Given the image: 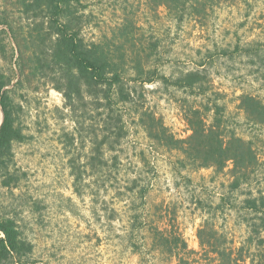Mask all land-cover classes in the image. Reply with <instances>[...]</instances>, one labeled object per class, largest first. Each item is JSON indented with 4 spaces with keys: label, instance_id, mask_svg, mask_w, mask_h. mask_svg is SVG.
<instances>
[{
    "label": "rangeland",
    "instance_id": "1",
    "mask_svg": "<svg viewBox=\"0 0 264 264\" xmlns=\"http://www.w3.org/2000/svg\"><path fill=\"white\" fill-rule=\"evenodd\" d=\"M79 1V37L119 64L108 97L70 100L59 67L38 66L33 10L0 0V72L27 136L0 171V217L32 247L2 264H215L222 250L221 264H262L264 0ZM194 121L248 141L257 165L200 166L162 134L185 141Z\"/></svg>",
    "mask_w": 264,
    "mask_h": 264
},
{
    "label": "trees",
    "instance_id": "2",
    "mask_svg": "<svg viewBox=\"0 0 264 264\" xmlns=\"http://www.w3.org/2000/svg\"><path fill=\"white\" fill-rule=\"evenodd\" d=\"M18 2L22 7L33 10L32 20L38 19L36 41L33 42L36 44V49L39 48V52L36 50L38 66L45 64L46 67L52 65L59 67V78L63 86H65L63 93L71 100V94L73 93L77 96L82 95V86H84L89 93L93 94V89H98V91H103L105 97H108L107 92L120 80L119 64L109 49L100 43H84L82 38L79 37L76 27L78 18L76 6L80 5V1L18 0ZM162 2L171 9L181 0H164ZM42 11L47 12L45 16L47 17V23L49 22V29L45 33L43 29L47 27L44 26L45 17L42 15ZM3 23L6 24L5 21H0V24ZM37 27H39V30ZM4 32V29L0 30V33ZM52 36L53 39H51ZM47 39L51 40L50 51L45 48ZM1 50L4 51L3 47H1ZM18 60H16V64H18ZM18 68L20 75L23 74L20 67ZM185 76L193 79L199 77L195 72H189ZM146 80L149 81L150 78ZM10 82L11 78L0 72V112L3 115L0 124V171L4 175L8 173L7 168L12 161V144L24 141L27 138L15 117V113L20 109V106L13 103L9 96V89L4 88ZM19 82L17 81L16 83ZM55 86L62 91L61 84H56ZM242 99L243 104L250 112H254L259 108V103L254 97L244 95ZM194 123L191 124L192 134L185 141L173 139L171 135L167 137L163 131L162 134L174 147L177 143L181 144V142L187 141L189 145L183 148V151L191 159L199 160L200 166L214 165L221 167L226 160H232L236 167H253L257 165L256 153L248 141L231 135L224 143L223 140L218 138L213 128L205 130L201 122L198 121L196 123L194 121ZM8 178L11 179V177ZM8 183V180H3V184L6 185ZM253 207L256 208V205L254 204ZM31 248V244L20 236V231L14 219L0 217V264L10 257H15L21 262L22 256L30 252ZM224 252L225 250L216 251L218 260L215 264H221L219 257ZM226 256L229 259L227 264H241L234 262L232 259L230 260L229 255ZM249 264H253V262L250 261Z\"/></svg>",
    "mask_w": 264,
    "mask_h": 264
},
{
    "label": "crops",
    "instance_id": "3",
    "mask_svg": "<svg viewBox=\"0 0 264 264\" xmlns=\"http://www.w3.org/2000/svg\"><path fill=\"white\" fill-rule=\"evenodd\" d=\"M258 160H259V163L262 164V167L264 168V153L262 154L261 159L258 157Z\"/></svg>",
    "mask_w": 264,
    "mask_h": 264
},
{
    "label": "water",
    "instance_id": "4",
    "mask_svg": "<svg viewBox=\"0 0 264 264\" xmlns=\"http://www.w3.org/2000/svg\"><path fill=\"white\" fill-rule=\"evenodd\" d=\"M2 118H3V115H1V120H0V124H1V122H2Z\"/></svg>",
    "mask_w": 264,
    "mask_h": 264
},
{
    "label": "bare ground",
    "instance_id": "5",
    "mask_svg": "<svg viewBox=\"0 0 264 264\" xmlns=\"http://www.w3.org/2000/svg\"><path fill=\"white\" fill-rule=\"evenodd\" d=\"M0 120H1V118H0Z\"/></svg>",
    "mask_w": 264,
    "mask_h": 264
}]
</instances>
